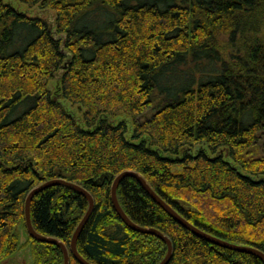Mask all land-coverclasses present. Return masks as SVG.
Listing matches in <instances>:
<instances>
[{
	"label": "trees",
	"instance_id": "obj_1",
	"mask_svg": "<svg viewBox=\"0 0 264 264\" xmlns=\"http://www.w3.org/2000/svg\"><path fill=\"white\" fill-rule=\"evenodd\" d=\"M20 1L55 11L56 27L0 0V264L23 248L21 227L34 264H64L59 246L26 227L28 194L55 179L95 199L78 242L90 263H161L167 244L114 209L126 171L202 231L264 253V0ZM122 116L131 136L108 119ZM118 199L171 239L167 264H264L182 226L135 177ZM88 207L79 191L51 186L34 197L32 223L69 247Z\"/></svg>",
	"mask_w": 264,
	"mask_h": 264
},
{
	"label": "water",
	"instance_id": "obj_2",
	"mask_svg": "<svg viewBox=\"0 0 264 264\" xmlns=\"http://www.w3.org/2000/svg\"><path fill=\"white\" fill-rule=\"evenodd\" d=\"M129 176L135 177L143 185V187L150 194V196L155 200V202H157L166 212H168L182 226H184L185 228H187L188 230H190L191 232H193L197 236L205 238L208 241H210L214 244H217L221 247L232 249V250L239 251V252L252 254V255L260 257L261 259L264 260V253L262 251H260L259 249H256L253 247L242 246V245H235V244L226 242L224 240H221L215 236H212V235L202 231L201 229H199L198 227H196L195 225L190 223L187 219L182 217L169 204H167L150 187L148 182L139 173H137L135 171L123 172L114 180L113 185H112V189H111V199H112L114 209L116 210L119 217L123 220V222L128 227H130L131 229L138 231V232H141V233L153 234V235L159 237L161 240H163L167 244V247H168L167 255L163 259V261L159 264H167L170 261L172 254H173V243L167 235H165L164 233H162L158 229L146 228V227H142V226L136 224L134 221H132V219H130V217L127 215V213L122 208V206L119 202V199H118V187H119L121 181L124 178L129 177ZM55 185H64V186L70 187L72 189H75V190L79 191L80 193H82L87 198V200L89 202L88 210H87L86 214L84 215L83 219L81 220V222L79 223V225L77 226V228L73 234V237H72V240H71L69 247L65 243H63L62 241H60L54 237H48V236H45L43 234H40L38 231H36V229L34 228V225L32 223L31 204H32L34 197L37 194H39L40 192H42L43 190H45L51 186H55ZM94 209H95V199L92 196V194L90 192H88L86 189H84L83 187H81L75 183H72V182H69V181H66L63 179L51 180V181H48V182L34 188L28 194L27 199H26V205H25L26 227H27L29 235L31 237H33L34 239L41 241V242L52 243V244L59 246L63 251L64 264H70L71 256H73L80 264H92L84 256H82V254L80 253V251L78 249V242H79V238H80V235H81L84 227L86 226V224L88 223V221L90 220V218L94 212Z\"/></svg>",
	"mask_w": 264,
	"mask_h": 264
},
{
	"label": "rangeland",
	"instance_id": "obj_3",
	"mask_svg": "<svg viewBox=\"0 0 264 264\" xmlns=\"http://www.w3.org/2000/svg\"><path fill=\"white\" fill-rule=\"evenodd\" d=\"M7 4H11L14 8H16L19 12H22L26 14L29 17H38L42 18L48 21L51 28L55 31L56 27V13L52 9H43L38 6L30 7L29 5L22 3L20 0H3ZM50 90L54 93L55 96L60 97V81L59 79H54L51 81ZM61 103L65 106L67 111L73 115L76 119L79 120V122H83V109H81L78 105H72L70 102L65 101L63 99H60ZM111 123H117L120 121H126L129 128L130 133L129 136H131L133 127H134V120L127 116H122L118 118H108ZM263 142H264V135H263ZM205 150L203 147H197L193 150H188L187 153L190 154H197V152ZM186 151V150H185ZM207 151V150H206ZM209 154L210 152L207 151ZM222 154L225 156L226 153L222 152ZM23 248L19 249L17 253L12 255L11 257L7 258L3 264H34V257L31 251V245L27 244L28 241V234L25 231L24 227H21V240H20Z\"/></svg>",
	"mask_w": 264,
	"mask_h": 264
}]
</instances>
